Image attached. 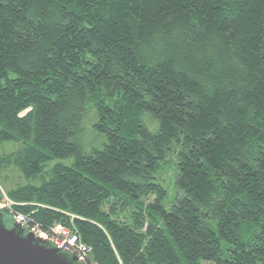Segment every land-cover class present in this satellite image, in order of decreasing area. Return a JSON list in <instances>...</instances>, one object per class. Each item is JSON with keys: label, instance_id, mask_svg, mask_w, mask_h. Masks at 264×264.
<instances>
[{"label": "trees", "instance_id": "16d2710c", "mask_svg": "<svg viewBox=\"0 0 264 264\" xmlns=\"http://www.w3.org/2000/svg\"><path fill=\"white\" fill-rule=\"evenodd\" d=\"M0 142L90 262L264 264V0H0Z\"/></svg>", "mask_w": 264, "mask_h": 264}, {"label": "water", "instance_id": "95a60500", "mask_svg": "<svg viewBox=\"0 0 264 264\" xmlns=\"http://www.w3.org/2000/svg\"><path fill=\"white\" fill-rule=\"evenodd\" d=\"M0 264H81L77 258L35 237L0 212Z\"/></svg>", "mask_w": 264, "mask_h": 264}, {"label": "built area", "instance_id": "2783aa9c", "mask_svg": "<svg viewBox=\"0 0 264 264\" xmlns=\"http://www.w3.org/2000/svg\"><path fill=\"white\" fill-rule=\"evenodd\" d=\"M19 205L24 204L11 200L0 187V211H4L25 233H32L58 250L75 256L81 264H96L89 261L90 247L84 244L69 227L54 222L48 230L41 229L38 223L31 221L30 213H23L16 209Z\"/></svg>", "mask_w": 264, "mask_h": 264}, {"label": "rangeland", "instance_id": "374dc122", "mask_svg": "<svg viewBox=\"0 0 264 264\" xmlns=\"http://www.w3.org/2000/svg\"><path fill=\"white\" fill-rule=\"evenodd\" d=\"M20 148H21L20 143L0 142V157L2 155L9 154L11 152H15ZM57 161L58 160L50 162L47 168H50ZM59 161L66 165H69L71 164L72 159L69 158V159L59 160ZM169 163H170V159H168L167 165H169ZM159 177L162 181L163 186L168 191V203L166 204V208H168L171 199L177 193L174 187V171L171 167H165L164 170L160 173ZM25 183H27L26 180L14 167L0 169V187L4 192H7L9 189L14 188L17 185H23ZM32 183L38 184L39 180L35 179L32 181ZM4 221L7 225H10L12 223V222L8 223L9 222L8 216H5ZM201 264H210V263H201Z\"/></svg>", "mask_w": 264, "mask_h": 264}]
</instances>
